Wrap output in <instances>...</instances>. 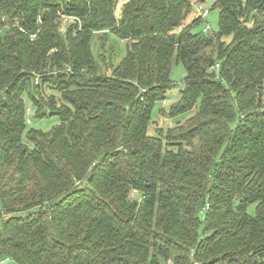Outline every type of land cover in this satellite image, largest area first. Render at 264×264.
I'll use <instances>...</instances> for the list:
<instances>
[{
	"label": "trees",
	"instance_id": "1",
	"mask_svg": "<svg viewBox=\"0 0 264 264\" xmlns=\"http://www.w3.org/2000/svg\"><path fill=\"white\" fill-rule=\"evenodd\" d=\"M214 8L209 35L190 0H0V264H264V0ZM176 87L161 115H194L150 135ZM26 97L60 120L32 146Z\"/></svg>",
	"mask_w": 264,
	"mask_h": 264
},
{
	"label": "rangeland",
	"instance_id": "2",
	"mask_svg": "<svg viewBox=\"0 0 264 264\" xmlns=\"http://www.w3.org/2000/svg\"><path fill=\"white\" fill-rule=\"evenodd\" d=\"M196 5L194 12L187 18L185 25L189 24L193 19H198L204 11L209 10L210 14L207 15L202 22L200 26H198L195 29V33H204V34H213L217 33L219 30V19H220V13L217 8H214L215 0H194ZM123 6V2L119 3V6L116 10V14L120 15L121 8ZM71 23V19H66L63 22L62 30H66L68 27V24ZM207 26H210V29H206ZM97 36V37H96ZM99 36L94 35L93 38V50L95 57L98 58L99 51L101 48V44L99 43ZM112 47L115 49L113 50ZM104 53L102 55H105V62L104 65H102V72L107 73L108 75H111L114 73V69L110 68L111 65L108 66V63H110L109 58H113V65L118 66V64L124 59L126 53H127V43L125 41L119 40L116 36L113 34H108V40L107 44L104 48ZM98 55V57H97ZM104 67V68H103ZM187 75L186 69L182 64H174L173 71H172V81L180 86H183V82L185 80V77ZM179 87L174 88L173 90L169 91L167 94L168 97V103L167 104H161L159 103L153 112V123L149 128V134L155 135L156 129H164L165 131L169 128H173L177 126L178 124H184L186 123L193 115V112H189L185 115H182L181 117H177L174 119H170L167 115L162 116L161 111L164 110L165 112H169L170 107L176 103L179 100ZM45 97H48L50 95V90H45L44 92ZM25 104H26V129L24 132V141L27 145L32 146L31 143L27 140V137L31 133H50L57 125L60 124V120L56 116L47 117L44 119H39L36 116L35 110L33 109L32 103L29 100L28 97L25 98ZM249 214L252 216H256V207L253 205L248 210ZM2 264H17L16 262L12 260L4 261Z\"/></svg>",
	"mask_w": 264,
	"mask_h": 264
},
{
	"label": "built area",
	"instance_id": "3",
	"mask_svg": "<svg viewBox=\"0 0 264 264\" xmlns=\"http://www.w3.org/2000/svg\"><path fill=\"white\" fill-rule=\"evenodd\" d=\"M194 5H196L195 1L194 0H190ZM210 14V11L209 10H206L204 11V13L202 14V16L200 17H203L205 18L207 15ZM207 29H210V26H207ZM168 101H164L163 104H167Z\"/></svg>",
	"mask_w": 264,
	"mask_h": 264
}]
</instances>
